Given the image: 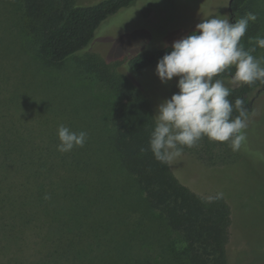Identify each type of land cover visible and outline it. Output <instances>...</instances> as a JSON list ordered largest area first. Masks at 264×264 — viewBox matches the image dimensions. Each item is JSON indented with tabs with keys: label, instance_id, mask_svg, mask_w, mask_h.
<instances>
[{
	"label": "trees",
	"instance_id": "obj_1",
	"mask_svg": "<svg viewBox=\"0 0 264 264\" xmlns=\"http://www.w3.org/2000/svg\"><path fill=\"white\" fill-rule=\"evenodd\" d=\"M22 1L40 61L59 65L87 47L100 23L133 0L92 5L75 0ZM245 2L230 0V13H237ZM171 50L167 45L132 55L125 61L127 73L118 71V63L86 54L78 63L80 70L105 84L115 100L108 119L104 110L99 111L98 116L105 118L101 125L77 120L76 115L68 119L66 126L88 134L83 147L68 153L57 150V133L39 143L33 133L26 134L25 129H31L24 125L15 134L13 122L6 118L18 95L0 101V264H158L157 255L142 251L149 230L138 229L143 218L176 239L168 255L175 263L227 264L231 211L225 198L208 202L180 183L150 150L141 151L148 148L155 117L132 77ZM230 88L229 99L243 98L251 112L254 96L264 91V84ZM215 148L220 149L216 156ZM231 151L227 144L207 138L198 147L184 149L210 164L233 161ZM125 193L140 197L129 225L120 215L125 212L121 201L129 198ZM24 248L39 252L38 259L32 262V253L26 255Z\"/></svg>",
	"mask_w": 264,
	"mask_h": 264
},
{
	"label": "rangeland",
	"instance_id": "obj_2",
	"mask_svg": "<svg viewBox=\"0 0 264 264\" xmlns=\"http://www.w3.org/2000/svg\"><path fill=\"white\" fill-rule=\"evenodd\" d=\"M75 1L78 5H92L101 0ZM229 3L230 0H133L100 23L87 47L59 65H49L38 57V41L28 24L23 1L0 0V101L18 95L6 119L13 122L15 134L22 125L31 129L25 132L36 136L35 143L49 133H57L58 125H66L74 115L77 120L101 125L105 121L103 115L108 119L111 113L115 96L105 84L80 70L78 63L86 54L94 53L107 62L118 63V71L127 73L125 61L132 55L172 45L213 15H227L230 23H235L246 13H255L256 21L249 23L241 40L246 50L254 47L250 38L264 36V0H246L235 14L230 13ZM253 55L264 57V49L257 47ZM157 63L132 77L148 97L154 116L158 106L179 91L177 77L161 83L155 72ZM103 110L104 114L98 116ZM219 151L215 148L213 155ZM231 153L233 161L210 164L193 152H183L169 167L180 183L202 197L223 193L231 211L227 264H264V91L254 96L246 141L239 151ZM231 153L225 154L226 161ZM125 194L129 198L121 201L125 212L120 215L126 216L129 225L140 197ZM143 220L138 229L149 230L142 251L157 255L158 264H177L168 258L176 239L168 237L166 231L162 233L147 218ZM103 246L107 248L105 239ZM29 252L32 262L38 259L39 252Z\"/></svg>",
	"mask_w": 264,
	"mask_h": 264
},
{
	"label": "clouds",
	"instance_id": "obj_3",
	"mask_svg": "<svg viewBox=\"0 0 264 264\" xmlns=\"http://www.w3.org/2000/svg\"><path fill=\"white\" fill-rule=\"evenodd\" d=\"M256 19L252 12L235 23L227 15H213L172 43L155 72L161 83L177 77L179 91L158 106L148 148H141L142 152L150 150L157 162L169 165L185 148L198 147L204 138L227 144L233 152L241 149L249 112L243 98L229 99L232 89L227 85L264 84V57L253 55L257 47L264 49V36L250 38L255 46L247 50L241 43L249 23ZM57 135L61 153L83 147L88 139L85 131H73L63 123L58 125ZM222 197L223 193H217L207 199L212 202Z\"/></svg>",
	"mask_w": 264,
	"mask_h": 264
}]
</instances>
